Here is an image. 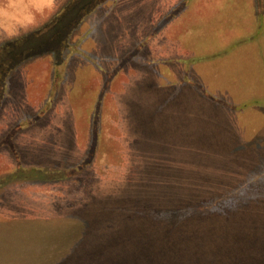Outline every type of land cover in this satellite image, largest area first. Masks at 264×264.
<instances>
[{"label": "rangeland", "instance_id": "1", "mask_svg": "<svg viewBox=\"0 0 264 264\" xmlns=\"http://www.w3.org/2000/svg\"><path fill=\"white\" fill-rule=\"evenodd\" d=\"M0 31V264H264V0H19Z\"/></svg>", "mask_w": 264, "mask_h": 264}, {"label": "clouds", "instance_id": "2", "mask_svg": "<svg viewBox=\"0 0 264 264\" xmlns=\"http://www.w3.org/2000/svg\"><path fill=\"white\" fill-rule=\"evenodd\" d=\"M19 0H0V31H3V25L11 24L14 31L9 38L19 36L22 32H26L33 24L24 22L18 15Z\"/></svg>", "mask_w": 264, "mask_h": 264}]
</instances>
